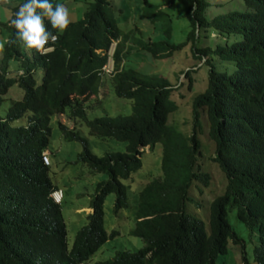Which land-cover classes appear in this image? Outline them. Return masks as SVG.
<instances>
[{"label":"trees","instance_id":"obj_1","mask_svg":"<svg viewBox=\"0 0 264 264\" xmlns=\"http://www.w3.org/2000/svg\"><path fill=\"white\" fill-rule=\"evenodd\" d=\"M24 2L21 0L13 13ZM174 3L184 6L183 16L189 23L181 44L133 37L135 49L131 51V46L123 45L127 37L117 27L109 0H89L87 9L66 31L52 30L49 25L58 38L46 54L23 45L29 51L25 56L20 41L5 46L0 59V104L12 84L22 90V96L0 117V264H85L117 234L103 228L105 195H114L115 215L127 206L126 185L121 180L130 179L141 166L143 148L150 150L155 143L160 144L159 174L137 191L129 231L141 245L134 250H115L112 257L94 264H214L215 257L226 252L228 239L241 242L227 221L230 209L235 210L237 220L256 229L253 259L264 264V0H241V10L211 18L205 15L206 0H167L165 7L172 9ZM140 9V18L167 23L163 32L170 35L165 12L148 0H142ZM13 13L4 23L9 39L15 38L10 23ZM211 32L221 42L199 47L197 35ZM113 41L108 76L101 67ZM185 42L190 43L192 56L203 59L207 67L205 87L191 100L188 136L166 123L167 114L176 107L167 79L126 65L137 51L161 59ZM8 60L16 61L23 73L6 77ZM225 62L231 64L230 72L218 69V63ZM37 69L41 71L38 84L34 78ZM190 72L183 73L188 90ZM102 79L115 97L131 100L129 114L88 117L96 105L84 102L96 98ZM61 111L72 122L71 127L56 116ZM51 116H55L63 139L81 143L77 160L91 173L106 175L105 180L95 183L89 201L91 212L86 214V223L76 229L70 246L59 203L49 197L58 187L40 160L41 151L49 146ZM22 118L25 122L13 124ZM202 124L214 145L210 159L225 178L222 193L207 205L206 226L188 209L189 204L200 206L190 190L199 193L210 181L199 163L197 134L204 132ZM82 125L88 135L122 142L123 151L94 154L79 131Z\"/></svg>","mask_w":264,"mask_h":264},{"label":"rangeland","instance_id":"obj_2","mask_svg":"<svg viewBox=\"0 0 264 264\" xmlns=\"http://www.w3.org/2000/svg\"><path fill=\"white\" fill-rule=\"evenodd\" d=\"M65 5L70 13L71 21L81 17L82 12L87 9L89 0H57ZM161 9L170 23V35L167 37L163 29L167 23L163 25L162 20L150 23L146 18H140V6L142 0H109L113 6L114 16L116 18L117 27L121 30L123 37H127L125 46H131V51L135 48L133 37L142 41H166L171 44H181L185 41L186 33L189 30L188 20L183 16L185 8L182 4L174 3L172 9L165 7L167 0H148ZM21 0H7V3L0 2V41L4 40L8 35L5 28L7 19L13 13V9ZM208 6L205 8L207 18L220 13H226L242 9L241 0H206ZM167 22V20H166ZM138 28V29H137ZM138 30V31H137ZM201 33H199L200 35ZM203 34V33H202ZM197 45L214 46L221 42L217 39L214 32L198 36ZM190 43L185 42L178 49H172L170 54L164 58L158 59L151 57L150 54L143 51H137L130 56L129 67L141 73L160 74L163 75L170 86L173 88L170 98L175 102L176 107L167 114L166 123L176 127L183 135L188 136L191 133V111L190 105L192 97L202 91L206 84L207 67L199 60L192 56ZM25 56H29L28 49H22ZM98 52V51H97ZM205 59V58H204ZM10 60L7 69V77L16 78L15 69L16 61ZM218 69H225L227 72L232 70L229 63H218ZM11 69V70H10ZM191 70L192 78L191 89H186L184 72ZM107 75L110 68L107 64L103 67ZM109 70V71H108ZM110 75V74H109ZM108 75V76H109ZM41 71L36 70L34 78L36 84L40 82ZM106 79H102L98 86L96 98L89 97L84 103L95 106L89 111L88 117L98 115H126L131 111V100L117 98L114 96L111 88L108 87ZM181 84L179 87L178 84ZM22 90L15 84H12L6 93L3 94V100L0 104V117H2L10 103L20 99ZM61 122L68 127L72 126V122L61 111L56 115ZM25 118L17 120L15 123H23ZM200 122L204 124L203 116ZM202 124L204 132L197 134L201 146V159L199 160L201 169L210 176L207 187L202 188L197 193L194 188L190 191L195 202L200 206L196 207L192 204L188 205L191 213L198 218L207 220V205L209 201L216 195L222 193L225 185V178L218 165L210 159L214 154V145L205 135V125ZM80 133L86 137L88 148L96 155H102L105 151H123L124 144L112 139H100L93 135H88L86 128L82 125L79 127ZM82 150V145L77 141H69L62 138L57 127L55 116H51L49 121V146L42 152L48 154L49 166L48 177L58 186L61 193V201L59 202L60 213L65 224L66 242L70 246L74 233L77 228L86 223V214L91 212L89 201L93 194L95 183L105 180L104 173H91L83 163L77 160L78 153ZM140 156V168L131 174L130 179L121 180L126 185L127 206L121 208L118 214L112 213V205L114 204V195L109 193L105 195L103 210V228L106 233L116 230L117 234L107 239L97 251L90 257L85 264H94L97 261L105 260L113 256V252L119 249L134 250L141 245V241L129 233L134 222V209L136 204V195L140 187L151 177L159 174V157L160 144L155 143L148 150L147 146L143 148ZM227 221L231 229L240 238L241 242H233L227 240L226 252L218 255L214 259V264H259L253 259V247L256 245L257 232L256 229H250L241 221L237 220L235 210H228Z\"/></svg>","mask_w":264,"mask_h":264},{"label":"clouds","instance_id":"obj_3","mask_svg":"<svg viewBox=\"0 0 264 264\" xmlns=\"http://www.w3.org/2000/svg\"><path fill=\"white\" fill-rule=\"evenodd\" d=\"M0 2L6 4L7 0H0ZM13 17L14 18L10 21V23L11 26L14 27L15 29V38L9 39V36L7 35L4 40L0 41V59L3 58L5 54L6 51L5 46L13 45L17 41L23 43L20 44V46H22L23 49L26 48L34 49L37 53L41 55L46 54L47 52L51 51L53 48L51 42H55L58 38L56 35L53 34V31L49 30V25L52 30L64 32L68 29L69 25L71 24L70 13L68 8L63 4L57 3L54 5L52 3V0H25L24 3L19 5L18 10L13 13ZM45 20H47L48 22L47 24H45ZM110 46H112L111 53H109ZM114 46H115L114 41L109 44L106 50V54H107L106 63L101 67V71L105 73L106 70L104 71L103 67L107 64V66L110 68V71L108 70L109 73L107 75L111 74V69H112L111 54L113 52ZM108 58H110L111 60L110 64L108 63ZM9 63L10 60L7 61L5 76L7 74V69L10 65ZM11 71L16 72L17 76L23 73L21 69H18L17 63L15 64V69ZM8 88L6 89L5 93L7 92ZM2 99H3V95H2ZM44 165L48 166V163ZM54 190L60 191L59 188ZM54 190H52L51 192H53ZM51 192L49 194V197L52 199L53 202L59 203L61 201V195L58 200H54L51 196Z\"/></svg>","mask_w":264,"mask_h":264},{"label":"built area","instance_id":"obj_4","mask_svg":"<svg viewBox=\"0 0 264 264\" xmlns=\"http://www.w3.org/2000/svg\"><path fill=\"white\" fill-rule=\"evenodd\" d=\"M40 160L43 164H47L48 163V157L47 154L45 153H41L40 155ZM60 191L59 190H54L53 192H51V196L54 200H58L60 198Z\"/></svg>","mask_w":264,"mask_h":264},{"label":"water","instance_id":"obj_5","mask_svg":"<svg viewBox=\"0 0 264 264\" xmlns=\"http://www.w3.org/2000/svg\"><path fill=\"white\" fill-rule=\"evenodd\" d=\"M111 50H112V46H110V51H109V53H111ZM108 63H109V64L111 63L110 58H108Z\"/></svg>","mask_w":264,"mask_h":264},{"label":"crops","instance_id":"obj_6","mask_svg":"<svg viewBox=\"0 0 264 264\" xmlns=\"http://www.w3.org/2000/svg\"><path fill=\"white\" fill-rule=\"evenodd\" d=\"M48 166H49V158H48ZM58 187V186H57ZM62 193V192H61ZM90 208L88 207L86 210H89ZM89 213V212H88Z\"/></svg>","mask_w":264,"mask_h":264}]
</instances>
